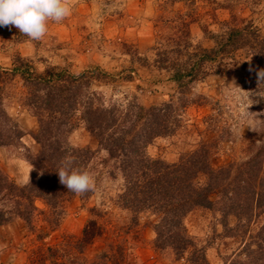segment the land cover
<instances>
[{
  "label": "trees",
  "instance_id": "obj_1",
  "mask_svg": "<svg viewBox=\"0 0 264 264\" xmlns=\"http://www.w3.org/2000/svg\"><path fill=\"white\" fill-rule=\"evenodd\" d=\"M177 35L166 43L157 42L155 64L178 91L159 106L144 107L135 98L124 101L108 97L93 89L96 82L114 79L99 67L78 74L65 67L48 66L39 72L20 57L12 67H0V93L15 79L24 88L20 99L38 122L33 139L39 146L36 155L28 157L33 167L30 181L17 185L0 170V226L15 219L24 222L37 240L48 239L60 221L64 205L78 198L88 200L95 191L76 195L59 181L58 169L65 157L74 159V167L90 168L94 152L74 148L69 135L82 125L96 140L108 177L120 179L115 204L131 215L130 222L138 225V217L147 213L155 219L150 226L155 233L154 249L170 259L171 264H210L205 251L188 235L184 220L195 209H214L224 217L236 219L234 227L223 223L226 234L239 236L243 245L224 264H264V146L240 164L215 168L211 164L209 145L201 144L182 156L177 163L168 164L152 159L146 149L159 137L172 135L180 127L181 113L190 104L187 96L192 85L208 76L207 65H222L215 75H225L237 68L244 79H251L264 62V35L253 22L240 25L221 24L209 37V49L193 47L188 25L180 22ZM19 35L22 39L26 36ZM225 65V66H224ZM134 69L118 73L125 82L132 80ZM23 132L7 114L0 96V146L20 141ZM40 200L47 211H40ZM38 214L43 215L45 227L36 231ZM80 236L68 241L70 251L55 246L37 249L28 264H132L129 253L121 243H110L91 260L84 251L99 239L104 227L99 219L105 212L92 208ZM256 224L255 228L250 227Z\"/></svg>",
  "mask_w": 264,
  "mask_h": 264
},
{
  "label": "rangeland",
  "instance_id": "obj_2",
  "mask_svg": "<svg viewBox=\"0 0 264 264\" xmlns=\"http://www.w3.org/2000/svg\"><path fill=\"white\" fill-rule=\"evenodd\" d=\"M182 21L188 25L192 46L204 49L212 46L209 37L224 22L240 25L251 21L264 35V0H75L72 15L59 24L49 22V32L42 41L21 40L22 34L15 27H0V67L11 68L16 57L31 62L39 72L48 66L65 67L74 74L99 67L115 80L96 82L93 89L122 101L135 98L144 107L159 106L170 96L176 101L178 91L157 69L155 48L157 42L166 43L177 35ZM219 67L222 65L206 66L208 76L195 82L187 96L195 104L182 111L180 127L172 135L159 137L147 147L149 157L174 164L206 144L211 164L218 168L240 164L264 146V78L260 76L264 62L248 80L237 68L231 74L215 75ZM129 68L134 69L132 80L122 81L118 73ZM23 93L17 79L0 93L7 114L24 134L20 141L0 146V170L20 186L30 181L33 167L28 157L39 150L33 139L38 122L21 106ZM68 142L74 148L94 152L88 170L95 174L97 190L86 201L75 198L66 203L48 239L37 240V232H30L19 219L0 226V264H28L43 246L70 251L67 242L80 236L92 208L105 212L99 219L104 232L84 251L87 260L108 250L110 243H121L132 264H171L153 247L155 233L150 223L155 218L141 214L138 225L133 226L130 213L115 204L120 179L108 177V168L102 163L106 154L96 140L80 125ZM35 205L47 211L42 201ZM223 223L234 227L236 219L224 218L216 208L195 209L184 220L188 235L205 251L210 264H224L243 245L239 236L226 234ZM35 226L36 231L46 226L42 214H38Z\"/></svg>",
  "mask_w": 264,
  "mask_h": 264
},
{
  "label": "clouds",
  "instance_id": "obj_3",
  "mask_svg": "<svg viewBox=\"0 0 264 264\" xmlns=\"http://www.w3.org/2000/svg\"><path fill=\"white\" fill-rule=\"evenodd\" d=\"M75 0H0V27H15L29 41H42L49 32V22L59 24L70 17ZM264 78V72L260 73ZM67 156L57 173L69 192L83 195L97 190L95 174L83 167H74Z\"/></svg>",
  "mask_w": 264,
  "mask_h": 264
}]
</instances>
